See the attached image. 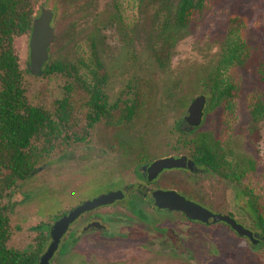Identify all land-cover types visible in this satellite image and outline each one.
<instances>
[{"label":"rangeland","instance_id":"1","mask_svg":"<svg viewBox=\"0 0 264 264\" xmlns=\"http://www.w3.org/2000/svg\"><path fill=\"white\" fill-rule=\"evenodd\" d=\"M43 4L54 11L56 31L45 68L61 61L81 68V75L89 74L83 62L91 65L96 49L112 110L89 128L88 94L75 72L33 75L28 71L31 33L15 38L29 103L54 114L67 98L69 119L51 142L44 137L33 141L42 157L33 175L10 192L8 247L31 250L40 238L37 235L48 236L60 214L79 202L145 183L139 176L142 153L148 159L186 153L176 146L182 133L179 127L187 125L188 107L206 90V74L216 70L237 44L245 47L247 57L242 64L228 65L223 73L237 86L232 107L208 110L207 99L202 123L193 133L209 132L220 138L234 155L253 159L255 169L236 184L212 173L196 177L185 171L165 172L147 192L151 200L158 189L182 191L215 213H233L240 224L261 234L246 209L247 198L237 194L240 189L253 190L264 212V120H253V110L264 105V0H206L205 9L168 51L158 37L155 9L142 0H37L35 17L41 15ZM157 56L167 61L164 66ZM119 138L128 142L130 157L121 156ZM130 197L98 210L118 217L109 218L113 223L107 239L66 238L55 262L264 264V242L254 245L223 222L190 223L180 213L159 218L166 212L151 207L147 214L157 218L153 225L143 224L126 211ZM164 225L169 226L168 242L159 231ZM123 234L128 238L121 239ZM149 240L156 241L154 250H146ZM69 243L72 248L67 251Z\"/></svg>","mask_w":264,"mask_h":264},{"label":"trees","instance_id":"2","mask_svg":"<svg viewBox=\"0 0 264 264\" xmlns=\"http://www.w3.org/2000/svg\"><path fill=\"white\" fill-rule=\"evenodd\" d=\"M37 0H0V264H39L45 251L48 236H42L37 246L31 250H16L8 247L11 238L10 192L27 180L37 169L42 151L33 145V141L44 137L51 142V136L61 131V126L69 119L68 99L59 103L54 114L40 106L29 103L23 80L19 57L14 41L17 36L31 33L35 19L34 10ZM155 9L154 22L158 37L162 39L165 50L173 48L181 37V32L188 29L195 15L204 10L206 0H142ZM94 48L96 43H92ZM247 57L245 47L237 44L230 47L227 59L223 58L216 70L206 74V90L201 93L208 99V110L224 107L230 109L237 90L224 77L225 69L234 63L242 64ZM160 66L166 64L157 56ZM83 68L89 74L81 75V68L74 64L65 65L61 61L46 66L43 74L75 72L78 81L88 94L87 109L90 118L89 128L103 117H107L112 107L105 91L106 74H100L103 62L96 49L93 51L91 65L83 62ZM29 71V70H28ZM128 111L133 112V106ZM126 118L128 115L125 116ZM253 120H264V105L253 110ZM179 150H186L199 166L206 171L219 175L232 184L242 179L255 169V161L246 156L234 155L220 138L209 132H183L177 140ZM239 197L247 198L246 209L264 237V212L251 189H240ZM233 217V213L229 212Z\"/></svg>","mask_w":264,"mask_h":264},{"label":"water","instance_id":"3","mask_svg":"<svg viewBox=\"0 0 264 264\" xmlns=\"http://www.w3.org/2000/svg\"><path fill=\"white\" fill-rule=\"evenodd\" d=\"M54 11L43 4L42 13L34 20L31 34L30 49L31 62L30 72L35 76L43 74L44 66L50 59V47L56 39V31L52 26ZM207 98L205 95H198L191 102L185 117L190 126H198L202 123ZM189 167L195 170L194 163L188 161L187 156L176 158L174 156L160 158L149 168V179H155L166 168H185ZM124 198L122 190L112 191L95 197L84 202L82 205L73 209L68 215L58 220L51 229L52 242L47 251L40 258V264H51V259L58 250L61 240L72 222H74L82 213L93 210L97 207L109 205L118 199ZM156 205L158 208L170 211H181L190 219L200 220L207 224L226 222L234 231L242 237H248L254 245L260 241L258 235L252 230L240 224L234 217L228 213H215L207 207L188 200L185 196L175 190L159 191L156 196Z\"/></svg>","mask_w":264,"mask_h":264},{"label":"flooded vegetation","instance_id":"4","mask_svg":"<svg viewBox=\"0 0 264 264\" xmlns=\"http://www.w3.org/2000/svg\"><path fill=\"white\" fill-rule=\"evenodd\" d=\"M42 7H43V5H42ZM36 18L37 17H35V19ZM33 24H34V22H33ZM31 34H32V31H31ZM30 58H31V49H30ZM44 68H45V66H44ZM204 115H205V110H204ZM204 115H203V117H204ZM200 125H198V126H190L187 123L186 126H183V124H181V126L179 127V130L182 133L183 132H193L194 130L198 129L200 127ZM120 138H119L118 143H119V149L122 150V152L120 153L121 156L123 158L130 157L131 154H132V152L130 150V147L128 145V142L125 141V140H120ZM114 147H115V145H112L111 148H114ZM178 148H179V146L177 144L176 149H178ZM142 155H143L142 157H139L140 158L139 159V164H140L139 165V176H140V178H142L143 180H145V183L139 182L137 184H133L130 188L127 187L126 188V191L124 189H121V188H116V189H113V190H110V191H107V192H104V193L99 194V195H102V194L109 193V192H112V191L122 190L124 192V198L123 199H118V200H116L112 204L100 206V207H97V208H95L93 210L86 211V212L82 213L74 222H72L70 224L69 228H68V231L65 233V235L62 238L58 250L56 251V253L53 256V258L51 259V264H59L60 263V262L59 263H56L55 262V256H56V254H57V252L59 250H62L63 245H64V240L66 238H70L72 240L81 239V240H91V241H93V239H107V235H110V230H111L112 223H113V221H110L109 218H118V217L115 216V215L106 214L104 212L103 213H98V210H100L101 208H105V207L116 206L120 202L126 201V198L129 195L131 197L129 198V204L126 206V211H129V212L134 213L135 214L134 215L135 218L139 219V221L142 222L143 224H148L149 223V224L153 225V223L155 222V218H157L156 216H149L147 214V212H148L147 207L149 209L151 207L155 211L161 210V211L166 212V215H161V217H159V218H173V216L171 215V213H180L183 216V218H185L186 221H188L190 223L202 224V225H205V226H212V225L221 223V222H218V223H215V224H207V223L202 222L200 220L190 219L186 214H184L181 211H170V210H167V209H161V208H158L157 207V205H156V196H157V194H158L159 191L175 190L179 194L183 195L184 193L182 191H179V190H176V189H172V188H170V189H158L157 192H156V195L155 196L153 195V197H152L151 200L148 198V192H147V190H148L149 184H151L155 179H157L160 175H162L165 172H170V171H185V172H188L191 175L196 176V177L197 176L204 175L205 173H209V172L206 171L205 167L199 166L196 163V161L192 157V155H190L189 153H182V154H177V155H170V156L160 157V158H165V157L174 156L176 158H180L182 156H187L188 161L194 163L195 170L192 171L189 167H185V168H172V169L166 168L155 179H153V180H150L149 179V168L151 167V165L155 161H157L160 158L148 159V157L144 156L145 155L144 153H142ZM186 194L187 193H185V195ZM99 195H97V196H99ZM185 195H183V196H185ZM188 195L189 194L186 195L187 197L185 196L188 200H191V201H194L196 203H199V204L203 205L196 198H194V197H192L190 195L188 196ZM97 196H95V197H97ZM95 197H93L91 199H94ZM91 199L83 200V201L79 202L77 205L73 206L72 208H70V209L62 212L60 214V216L58 217V219L55 221V223L58 220H60L61 218H63L65 215H68L73 209L77 208L78 206L82 205L84 202H86L88 200H91ZM223 223L226 224V225H228L232 229V227L229 224H227L226 222H223ZM52 226L50 227V230H49L48 244H47V246L45 248V251L42 253V255L47 251L49 245L52 242V236H51ZM168 229H169V226L167 227V226L164 225L163 227L162 226L160 227V230L159 231L162 234L161 235L162 237H167V235H168V232H167ZM234 232H236V231H234ZM254 233H256V232H254ZM256 234L258 235V238L260 239L259 243L257 244V245H259L262 242H264V237L261 234H258V233H256ZM37 237H40L39 238V240H40L42 238V235L38 234ZM126 238H128V237L124 236V234H123V236H122L121 239H126ZM244 238H248V237H244ZM39 240L35 243V246H37ZM168 240H169V238L167 237L166 242H168ZM147 243H149V245H148L149 248L146 249V247H143L144 250L145 249L146 250H149L150 249V251H151V250H154L155 247L157 246L156 241H153V240L145 241V244H147ZM68 247L69 248H68L67 251H69L72 248L70 246V243H69ZM42 255H41V257H42ZM39 264H40V259H39Z\"/></svg>","mask_w":264,"mask_h":264}]
</instances>
